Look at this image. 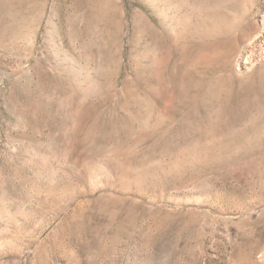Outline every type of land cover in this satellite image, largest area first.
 Returning <instances> with one entry per match:
<instances>
[{"label":"rangeland","instance_id":"rangeland-1","mask_svg":"<svg viewBox=\"0 0 264 264\" xmlns=\"http://www.w3.org/2000/svg\"><path fill=\"white\" fill-rule=\"evenodd\" d=\"M261 77L264 0H0V264H264Z\"/></svg>","mask_w":264,"mask_h":264},{"label":"bare ground","instance_id":"bare-ground-1","mask_svg":"<svg viewBox=\"0 0 264 264\" xmlns=\"http://www.w3.org/2000/svg\"><path fill=\"white\" fill-rule=\"evenodd\" d=\"M259 39H260V37H256L257 43L259 42ZM258 54H260V52H258ZM258 88H259L258 90L260 93L261 92L264 93V77H261L260 82H258Z\"/></svg>","mask_w":264,"mask_h":264}]
</instances>
